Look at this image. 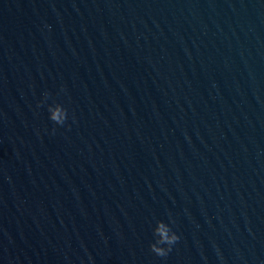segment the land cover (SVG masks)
Returning <instances> with one entry per match:
<instances>
[{"label": "water", "instance_id": "water-1", "mask_svg": "<svg viewBox=\"0 0 264 264\" xmlns=\"http://www.w3.org/2000/svg\"><path fill=\"white\" fill-rule=\"evenodd\" d=\"M0 264H264V0H0Z\"/></svg>", "mask_w": 264, "mask_h": 264}, {"label": "clouds", "instance_id": "clouds-1", "mask_svg": "<svg viewBox=\"0 0 264 264\" xmlns=\"http://www.w3.org/2000/svg\"><path fill=\"white\" fill-rule=\"evenodd\" d=\"M41 106H46L48 119L54 125L64 126L69 120L68 108L57 99L56 95L45 91L41 99L37 101V107ZM174 225L175 220L171 216H169L168 220H155V223L151 227L152 240L149 242V249L152 253L159 257H167L173 250V247L180 240V236L175 230Z\"/></svg>", "mask_w": 264, "mask_h": 264}]
</instances>
